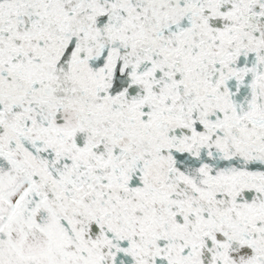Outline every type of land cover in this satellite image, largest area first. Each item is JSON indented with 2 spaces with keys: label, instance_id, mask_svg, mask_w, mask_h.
I'll use <instances>...</instances> for the list:
<instances>
[{
  "label": "water",
  "instance_id": "1",
  "mask_svg": "<svg viewBox=\"0 0 264 264\" xmlns=\"http://www.w3.org/2000/svg\"><path fill=\"white\" fill-rule=\"evenodd\" d=\"M0 264H264V0H0Z\"/></svg>",
  "mask_w": 264,
  "mask_h": 264
}]
</instances>
